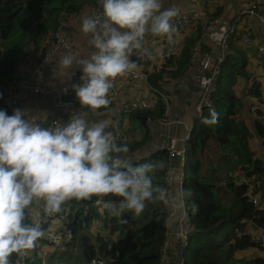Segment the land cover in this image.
Returning <instances> with one entry per match:
<instances>
[{"label": "trees", "instance_id": "1", "mask_svg": "<svg viewBox=\"0 0 264 264\" xmlns=\"http://www.w3.org/2000/svg\"><path fill=\"white\" fill-rule=\"evenodd\" d=\"M87 8L102 9V2L0 0V109L11 115L7 99L18 90L22 80L21 69L27 59L35 55V62H40L47 43L59 31L61 23L80 15ZM202 33L199 29L187 38L181 58L167 60L162 71L149 76L152 86L161 90L165 78L170 82L180 81L185 76L194 58L193 48L201 40ZM204 50L208 49L204 47ZM233 51L225 62L213 96L217 123L202 124L201 120L210 113L204 114L195 121L188 144L184 194L194 231L186 251L187 264H264L261 256L237 257L253 249L263 250L248 228L261 226L264 219L244 197L247 188L234 185L231 173L240 170L249 179L262 176L264 160L251 151L249 139L252 133L242 118V104L234 90L239 78H249L246 56L236 47ZM163 113L164 105L160 102L155 112L139 110L129 113L137 123L134 128L141 130L143 135L140 140L120 142L129 147L128 156L150 144L148 119L156 120ZM252 126L262 138L263 125L258 121ZM143 163L162 164L152 173L153 183L166 189L169 173L167 152L140 158L133 165ZM118 199L103 198L113 202ZM96 201V197L87 201L69 200L73 231L70 248L74 251L80 248V261L76 264L97 257L105 259L107 264H161V250L167 232L164 201L147 202L140 216L125 211L120 217L110 215ZM99 222L109 227L110 234L119 232L118 239L109 243L98 236H91V227ZM16 255L12 258L15 259Z\"/></svg>", "mask_w": 264, "mask_h": 264}, {"label": "clouds", "instance_id": "2", "mask_svg": "<svg viewBox=\"0 0 264 264\" xmlns=\"http://www.w3.org/2000/svg\"><path fill=\"white\" fill-rule=\"evenodd\" d=\"M101 2L102 12L83 17L79 26L90 50L58 58L61 80L81 73L72 84L81 110L66 123L44 127L26 110L9 115L0 109V264L32 249L45 235L42 214L61 212L69 200L96 197L114 217L125 211L140 216L147 202L168 200L167 190L153 183L152 173L162 164L133 165L129 147L107 130L108 121L89 115L106 109L117 78L136 70L130 57L146 33L171 38L177 10L163 8L162 0ZM217 120L212 110L201 123Z\"/></svg>", "mask_w": 264, "mask_h": 264}, {"label": "built area", "instance_id": "3", "mask_svg": "<svg viewBox=\"0 0 264 264\" xmlns=\"http://www.w3.org/2000/svg\"><path fill=\"white\" fill-rule=\"evenodd\" d=\"M31 0H27L29 2ZM193 3L196 0H192ZM102 9L95 12L94 15H99ZM93 15V16H94ZM78 16L66 19L60 25L59 31L53 35L47 43L44 54L40 62L35 65L33 73L40 74L45 68L56 66V61L61 52L76 54L71 40L64 34L66 29H73L79 21ZM251 21L258 22L264 28V2L259 0H245L243 8L239 11L235 19L228 18H210L202 11L191 13L179 12L174 18L175 35H185L188 30L196 24L206 22L204 27L205 39L221 35L220 39L215 40L214 51L201 52L197 47L194 50V58L191 62L196 66L198 71L195 74L194 80L199 89V97L195 102V117L196 120L201 119L204 114L215 111L213 96L217 92V80L220 77L225 62L231 54V41L240 38L245 47H249L252 42ZM257 54L264 55V46H260ZM156 57V55H155ZM154 57V58H155ZM153 57L146 53H137L135 59L141 63L153 60ZM179 54L176 47H170L167 50L159 52L157 59L159 61L178 59ZM123 78H129L134 81H144L148 84L149 76L145 72L134 70L131 73H126L122 77L117 78L109 93L110 103L106 109L100 110L101 113L114 115L115 120L110 126L111 131L120 142L135 140L138 137L136 131H130L125 126V117L127 114L134 111L148 109V104L144 100H136L131 103H123L118 98L119 88L124 84ZM12 95L7 99V106L11 114L15 109L27 110L25 97L28 95L40 96L45 99L47 108L55 106L61 111L78 112L81 110L79 101L77 100L72 85H60L57 88L48 86H35L32 84L31 78H23ZM149 88L160 98L164 105V119L161 124H169L167 117L169 114L170 102L169 93L166 90H158L154 86ZM66 89V91H65ZM53 97V101L49 100ZM246 98L251 103L252 114L258 118L264 129V85L261 87H253L246 93ZM83 111V110H82ZM90 116V115H89ZM70 117L54 116L50 118V125L55 126L54 122L66 123ZM41 119L37 117V122ZM193 128H188L186 131L183 144L178 148L163 147L161 150L166 151L170 160H179V170L184 169L183 173H168L166 178V190L168 200L164 202L167 209L166 226L167 232L165 241L161 250V264H187L186 251L192 237L194 226L190 220V210L187 207V201L184 194V185L186 179V168L188 163V144L191 140ZM264 147V136L261 138ZM264 156V150H263ZM233 183L236 187H246L244 197L247 202L252 205L264 219V196L259 193L257 177L247 178L242 171H235L231 174ZM97 230V234L105 242L112 243L118 239V233H114L110 238L109 227L104 226ZM42 228L45 235L40 238L36 246L42 244L50 246L65 247L71 243L73 231L71 228V208L69 205L62 207L61 212L53 213L50 216L42 218ZM257 242L264 248V222L258 227ZM36 247V248H37ZM34 248V247H33ZM32 248V249H33ZM34 259L29 257V250L23 255H16L13 259L10 257V264H35ZM84 264H107L103 258L97 257L88 260Z\"/></svg>", "mask_w": 264, "mask_h": 264}, {"label": "crops", "instance_id": "4", "mask_svg": "<svg viewBox=\"0 0 264 264\" xmlns=\"http://www.w3.org/2000/svg\"><path fill=\"white\" fill-rule=\"evenodd\" d=\"M164 1L167 3L168 6H170L169 2H171L172 4L179 3L178 6L173 7L177 10V13H191L196 11H202L206 13V15L210 18L228 19H235L239 11L243 8L245 4V0H196L195 3H193L192 0H162L163 8H168ZM259 1L264 2V0ZM98 10L99 9L97 8H87L83 10L80 14L79 21L75 25V27L73 29H66L64 31V34L71 40L76 54L83 55L90 50L87 43L89 37H85L79 31L81 19L85 16H93ZM205 24L206 22H201L198 25L191 27L185 35H172L171 38L157 37L152 35L150 32L146 33L142 40V48L140 50H135L133 55L130 57L131 60H133L137 64V71L145 72L148 76L154 75L162 71L166 66L167 62L159 61L157 59V54L159 52L167 50L170 47H176L178 50L179 58H181L182 51L185 47V41L187 40V38L194 35L199 29H202V31L204 32ZM250 34L252 36V42L248 48L244 46L240 38H236L231 41L232 55L234 53V47L238 48L240 52L245 54L247 71L249 75L248 79L239 78L235 84L234 90L236 92V95L240 98L242 104V118H245V120L247 121L248 128L252 133V137L251 139H249L251 151H253V153L255 151H258L255 153L256 157L260 156V159H262L264 150L263 141L261 139V136L257 134L256 129L252 126L253 124L256 125V122H258L259 120L258 118L256 119L255 115L252 114L251 103L246 98V93L250 91L253 87L257 88L264 85V55L260 56L257 54L258 48L260 46H264V28L258 22L251 21ZM220 37L221 35H215L214 37H208L205 39L204 33H202L201 40L196 43L193 48V51L197 47L200 49L201 52L214 51L215 40L217 38L220 39ZM204 47H206L208 50H204ZM137 53H146L147 55H150L153 58L156 55V57L153 60L149 59V61L141 63L135 59ZM64 54L66 53L61 52L58 58H60ZM58 58L56 61V66L50 68L51 74L46 76L43 74L44 70L40 74L33 73V69L38 62H35L37 60L36 56L31 55L21 69V77L31 78L32 84L35 86L44 85L51 88H57L60 85L68 86L78 83L76 81H78L79 74H81L79 70H77L74 74H70L69 77L61 80L60 73L57 70ZM197 71V67L192 66L190 64L189 70L180 81L169 82L167 78L163 80L161 90H166L169 93L170 97V108L167 117V121L169 124H161V120L164 119V113L162 117L156 120H152L150 118L148 119V127L150 131L151 142L140 152L128 156L131 159V163L138 161L140 158H146L154 153H159L160 151H162L161 149L163 147L178 148L183 144L187 129L193 128L196 121L194 106L195 102L199 97V89L197 88L194 77ZM123 81L124 84L121 85L118 93V98L121 102L131 103L136 100H144L148 104V109L146 110H150L153 112H155L156 106L159 102L163 105L160 98L149 88V86H151L150 81H148V84L144 81L138 82L129 78H123ZM49 100L53 101L54 99L53 97H50ZM25 101L28 113L30 115H36L39 119H41L40 124L44 127H49L50 122H52L50 121V118H53L54 116L60 115L70 117V114L73 113L72 111H61L55 106H53L52 108H47L45 105V99L40 96L35 97L32 95H28L25 97ZM130 115L131 114H127V116L125 117L126 121L124 124L130 131H136L139 135L135 140H140L143 135L141 133L142 131L134 128L135 126H137V123L134 119L130 117ZM89 119L107 120L109 123V128L107 130L109 131L110 126L115 120V116L103 114L100 111H97L96 113H91ZM258 153L260 154L258 155ZM178 170L179 160L169 159V173H176L178 172ZM257 181V190L259 191V193H261V195L264 196V174L262 176H257ZM65 205L70 206L69 201H67L64 206ZM43 217L44 215L42 214V218ZM103 223H95L89 231L90 235L91 232H93L94 235L99 237V235L97 234V230L105 228ZM248 229L249 231L254 232L253 236H251L253 237V239H256L258 227H249ZM117 233L119 235V232ZM111 235L112 234H110V238ZM70 246L71 244L65 247L50 246L47 244H42L37 247L35 245L33 249L29 250V257L32 259H34V257L36 258L34 260L36 262L35 264H71V262L69 261L74 256H79L80 248L78 249L79 251H74V249H71ZM262 249L264 248L262 247ZM64 252H69L68 254H66L68 257L66 262H50L52 261V257H55L54 261H56L57 256L58 258H61V256L64 255ZM250 252L256 253V249H253ZM260 252L261 254L259 255H253L255 257H264V252ZM242 254H246V252ZM86 262L87 261H84L81 264H84Z\"/></svg>", "mask_w": 264, "mask_h": 264}, {"label": "rangeland", "instance_id": "5", "mask_svg": "<svg viewBox=\"0 0 264 264\" xmlns=\"http://www.w3.org/2000/svg\"><path fill=\"white\" fill-rule=\"evenodd\" d=\"M164 3H166L165 1H164ZM169 4H170V6H168L167 5V3H166V5H167V7L168 8H173V7H176V6H178V4L179 3H171V2H169ZM253 119V118H252ZM191 121V120H190ZM214 149V153H215V151H216V149L215 148H213ZM256 152H258V151H255L254 152V154L256 153ZM260 153H258V155H259ZM258 158H261L260 156H257ZM212 158V157H211ZM262 159H264V158H262ZM183 173L184 172V169H180L179 170V173ZM253 234H254V232H252V231H250V235H252L253 236ZM91 235H93V237H96V235H94V233L93 232H91ZM262 252H264V249L262 250ZM255 255V254H257V255H259V254H261V252H260V250H258V249H256V253L255 252H250V251H246V254H242V253H240L237 257L238 258H243V257H251L252 255ZM58 255H60V254H58ZM67 255H62L61 256V258H58V256H57V258H56V261H54L55 260V257H52V261H50L51 263H53V262H55V263H57V262H59V261H61V262H66V260H67ZM80 261V259L78 258V256H74L69 262H71V264H76V263H78Z\"/></svg>", "mask_w": 264, "mask_h": 264}, {"label": "water", "instance_id": "6", "mask_svg": "<svg viewBox=\"0 0 264 264\" xmlns=\"http://www.w3.org/2000/svg\"><path fill=\"white\" fill-rule=\"evenodd\" d=\"M43 74L46 75V76L50 75L51 74V69L50 68H45L44 71H43ZM262 158H264V156Z\"/></svg>", "mask_w": 264, "mask_h": 264}]
</instances>
